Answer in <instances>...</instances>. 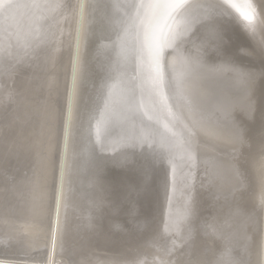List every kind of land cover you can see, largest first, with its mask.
I'll list each match as a JSON object with an SVG mask.
<instances>
[{"label":"bare ground","instance_id":"obj_1","mask_svg":"<svg viewBox=\"0 0 264 264\" xmlns=\"http://www.w3.org/2000/svg\"><path fill=\"white\" fill-rule=\"evenodd\" d=\"M12 2L0 264H264V2L166 18L155 0ZM153 36L171 43L166 106L145 80Z\"/></svg>","mask_w":264,"mask_h":264},{"label":"snow or ice","instance_id":"obj_2","mask_svg":"<svg viewBox=\"0 0 264 264\" xmlns=\"http://www.w3.org/2000/svg\"><path fill=\"white\" fill-rule=\"evenodd\" d=\"M227 2V0H225ZM264 2V0H262ZM184 4V0H155L154 3L147 5L146 7L151 9L161 10L166 18L173 12L180 9ZM15 7L12 0H0V13H5L8 10ZM235 7V5H233ZM251 19V17H247ZM171 47V43L167 40L161 41L155 36L147 45V64H146V83L148 84L152 95L157 98V101L163 105H167L168 97L165 95L164 89L167 86L164 70H163V57L164 48ZM143 51V49H141ZM176 92L178 94H184L183 76L177 78ZM122 102L125 104L127 111L130 114H135L138 110L134 94L130 90L125 91L122 95Z\"/></svg>","mask_w":264,"mask_h":264},{"label":"water","instance_id":"obj_3","mask_svg":"<svg viewBox=\"0 0 264 264\" xmlns=\"http://www.w3.org/2000/svg\"><path fill=\"white\" fill-rule=\"evenodd\" d=\"M66 122H67V119H66ZM162 168H163L162 181H161L160 185L163 188V193L162 194L166 195V194H168L167 191L169 189V184H170V173L167 170L165 171L163 166H162Z\"/></svg>","mask_w":264,"mask_h":264}]
</instances>
